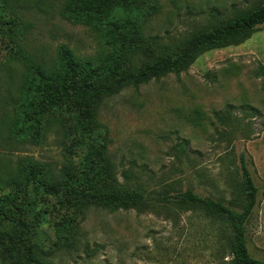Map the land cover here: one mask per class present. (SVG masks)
I'll use <instances>...</instances> for the list:
<instances>
[{
    "label": "rangeland",
    "instance_id": "rangeland-1",
    "mask_svg": "<svg viewBox=\"0 0 264 264\" xmlns=\"http://www.w3.org/2000/svg\"><path fill=\"white\" fill-rule=\"evenodd\" d=\"M143 1L160 7L142 23L143 33L164 41L211 26V10L228 20L264 4L137 0ZM20 2L28 29L25 47L33 56L54 61L61 45L81 58L101 50L95 30L61 17L65 0ZM6 55L4 48L0 61ZM12 71L18 81L19 67L13 65ZM3 96L0 169L10 170L20 157L32 156L50 163L57 174L65 164L63 138L53 134L37 147L6 144L1 132L9 118V97ZM95 125L105 132L103 155L119 182L143 186L152 196L192 191L241 209L245 156L259 188V203L247 227L249 247L253 257L264 260V26L243 44L205 53L186 72L107 97ZM69 215L72 222L63 233L48 223L36 226L41 251L35 258L49 264H229L232 258L224 228L200 209L154 203L141 211L76 207ZM7 249L0 244V264H27L25 254L18 258Z\"/></svg>",
    "mask_w": 264,
    "mask_h": 264
},
{
    "label": "trees",
    "instance_id": "trees-1",
    "mask_svg": "<svg viewBox=\"0 0 264 264\" xmlns=\"http://www.w3.org/2000/svg\"><path fill=\"white\" fill-rule=\"evenodd\" d=\"M20 1L0 0V52L7 50L0 61V93L9 97V118L1 137L8 145L37 147L53 134L61 136L65 164L56 174L50 163L22 156L10 170L0 169V244L8 245L6 252L18 258L25 254L27 264H49L34 256L41 251L36 226L48 223L63 233L72 222L69 212L76 207L141 211L157 203L200 209L218 221L226 234L223 238L228 239L229 264H264L249 247L247 227L259 203V188L245 156L241 157V209L192 191L152 196L143 186L119 182L114 165L103 155L105 132L95 125L107 97L181 74L209 51L248 41L264 26V4L228 20L211 10V26L164 41L142 31L145 19L159 11L154 2L65 0L61 17L95 30L101 50L81 58L61 45L57 58L47 61L25 47L28 29ZM13 65L21 71L15 82ZM124 178L129 181V174ZM39 235L47 237L45 232Z\"/></svg>",
    "mask_w": 264,
    "mask_h": 264
}]
</instances>
